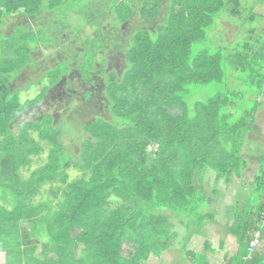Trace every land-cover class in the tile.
<instances>
[{"label": "trees", "instance_id": "1", "mask_svg": "<svg viewBox=\"0 0 264 264\" xmlns=\"http://www.w3.org/2000/svg\"><path fill=\"white\" fill-rule=\"evenodd\" d=\"M167 5L163 0H0L2 26L22 13L29 19H59L70 28L57 29L55 36L49 23L27 22L9 34L0 32V264H152V256L174 246L173 217L187 231L214 217L204 210L208 171L217 174V181L241 177L247 164L244 140L258 133L264 52L250 43L233 51L193 52L220 15L229 12L234 21L244 13L240 0H167ZM76 10L79 16L72 15ZM110 10L116 21H110ZM161 13L164 20L154 30L142 27L120 37V29H105L107 19L121 26L142 18L148 26ZM80 22L83 29L75 26ZM87 25L95 29L85 36ZM56 43L76 50L78 57L60 61L54 56L57 63L39 82L48 84L23 101L16 80L37 66V50ZM120 53L125 54L121 72L95 70L106 73L107 109L85 124L79 152L64 144L67 132H77L71 124L76 121L68 120L64 129L49 112L21 120L72 72L74 63L87 78L98 58L106 65L108 55ZM225 64L245 74L251 95L227 88L205 101L186 100L192 86L224 82ZM246 97L254 106L239 114ZM46 149L47 160L27 175ZM259 154L253 188L262 202L236 209L231 231L239 249L230 264H264V243L249 251L254 232L261 231L264 242V151ZM73 172L81 174L71 179ZM47 187L51 198L39 199Z\"/></svg>", "mask_w": 264, "mask_h": 264}, {"label": "rangeland", "instance_id": "2", "mask_svg": "<svg viewBox=\"0 0 264 264\" xmlns=\"http://www.w3.org/2000/svg\"><path fill=\"white\" fill-rule=\"evenodd\" d=\"M240 2L242 3L244 13L242 11V15L239 18L234 19V21L232 20V17L230 16L229 12H224L222 15H220L216 19L214 28H211V30L208 32L207 40L205 42H200L194 45L193 52L195 54L203 50L215 51L223 47L227 48L229 51H233V48L235 46L239 47L245 43H250L257 48V51L264 52V48L262 46L264 40V33H262V30L264 29V0H240ZM163 5L168 6L167 0H163ZM111 7L112 6L110 4L109 8ZM78 8L79 7H76L75 9ZM108 12L111 16L110 21H116L114 17L112 18V16L116 14L112 12V10ZM65 14L68 15V12ZM73 14L79 16L77 10L72 13V15ZM165 14L166 13H161L162 17L155 18V20L148 26H146V24H142V18H140L141 20H137V18H135L134 20L128 21L126 24H123L121 26H117V24H112L111 22H109V19H107L106 21L108 22V24L105 25V29L106 27H108V29H120V31L117 32V36L124 37L128 35L129 37L131 35V32H135L138 29H142V27H149L151 30H154L156 26L164 20ZM54 21L55 22H53L50 17H47V19L45 20L44 17L43 19L38 17L29 19L22 13H17L14 14L11 19H7V23L4 26H2V24L0 25V32L9 34L14 28V26L21 24L24 25L27 22L34 26L49 23L47 25V29H51V32L55 36H57L55 33L57 32V29H70L67 27L68 25L66 24V22H59V19H55ZM75 26H81V22L75 23ZM34 29L38 30L42 28L40 26V28L37 27ZM72 29H74V27ZM79 29L83 28L79 27ZM94 29V27L87 25L82 34L85 36L93 34ZM251 30L254 31L252 34H250ZM67 34L68 30H64V38L60 35V37H62L60 38L62 42L65 41ZM74 43L76 42L74 41ZM64 44L67 45L66 42ZM77 46H79L78 50H82L81 45ZM124 55V53L108 55L110 60L106 65H103L101 59L98 58L97 60L99 61L97 62V66H95V69L87 78L83 77V71L74 63L72 72L69 75L65 76V78H63L59 85L55 86L54 88H51L42 104L32 109L31 113H25L21 120L34 119L35 116L40 113L43 114L49 112L54 115L57 124L64 125V129H66L65 125L68 124V120L76 121L71 124L75 127H78L77 132H72L71 134L67 132L64 137V144L67 149H71L74 153L79 152L81 144L84 140V138H82L81 136V133L82 130H84L85 124L94 120L97 116L104 115L107 109V100L105 97V84H107L106 73L112 71L113 68L121 72L125 66ZM54 56L60 61H63L66 56L69 59L71 56L74 59L78 57L76 50L72 49V51H68L65 48H60L58 43L54 44L53 46H44L37 50L35 52V60L37 62V66L28 69L27 71L22 73V76H20V78L16 80V84H18L24 90V97H22L23 101L29 99L30 97L36 96V94H38L42 90V88H44L48 84L46 81H43L42 84H39V82L41 81V77H44L46 75L48 69L54 67V65L57 63V59L54 58ZM260 62L261 58L256 61L257 65H261ZM262 62L264 64L263 60ZM72 64L73 63L71 60V65ZM103 67H106V73L97 74L95 70ZM225 67L227 71V76L224 82H221L220 84L213 83L205 86H192L189 91L188 98L186 97V100L190 103L196 100L205 101L208 98L216 95L218 92H222L227 88L231 90L234 89L237 91H244V95H246L247 97L251 95L250 90L249 92L247 91V86L245 84V74H236V72H233L231 70L232 66H229L228 64H225ZM89 91H91V96L87 98L86 95ZM247 97L245 101L240 104V107L238 109L239 114L246 113V111L250 110L254 106V101L251 100L250 102H248ZM236 102L238 103L239 101ZM257 118L258 119L256 127L258 129V133H250L244 140L245 144L243 156L245 155L251 160H254L253 157H256V160H258L259 152L264 151V109H260ZM67 130L69 129L67 128ZM36 138L38 137L36 136ZM47 156L48 151L46 149V152L44 154H42L40 157L34 158L33 166L30 170L26 172V174H30L33 169L42 165L47 160ZM255 166L257 167L258 163H256ZM252 169L253 170H251L248 175V182L250 185H252V178L255 174L254 166L252 167ZM80 174V172H73L71 179L78 177ZM216 177L217 174L214 171H208L204 176V183L206 184V187H208L209 191L210 188H212L213 190H216L218 194L220 193V186L216 183ZM214 184L217 186H214ZM48 190L49 187L45 189L43 196L39 199L46 197L51 198V196L48 195ZM251 195L253 197V194ZM233 198L229 199V202L227 204V218L232 222H234V218L236 219L235 211L239 207L236 204L235 199ZM211 209L215 210V207L210 205L207 210ZM177 220V217H173V221L177 224L176 229L179 232L174 238L173 247L176 246V248L179 250L184 248L183 244L185 243L186 238L190 235L191 230L196 233H204L206 236L208 235V230L205 226L207 222H205L202 227H199L198 225L190 227L189 231H186V234L182 235L185 228L184 225H180ZM204 229H206L207 232ZM180 231L182 232L180 233ZM169 257L170 256L166 255L164 258L169 260ZM183 258L187 260L185 254H183ZM151 262L159 263V261L155 259H152Z\"/></svg>", "mask_w": 264, "mask_h": 264}, {"label": "crops", "instance_id": "3", "mask_svg": "<svg viewBox=\"0 0 264 264\" xmlns=\"http://www.w3.org/2000/svg\"><path fill=\"white\" fill-rule=\"evenodd\" d=\"M262 33H264V29L262 30ZM263 98L259 99V101L262 102V106L260 107V109H264ZM260 109L258 110V113ZM243 157L245 158L247 164L243 169V173L241 177H235L231 182H227L225 179H222L220 181H217L216 179V183L219 184L220 186V193L217 194V191L213 190L212 188H210L209 191L208 187H206L205 184V194L209 199V202L205 204L204 210L208 213H211L214 216L210 221H208L205 224L208 230L207 233L208 235L206 236L204 233H196L191 230L185 248L179 250L175 246L173 248L167 249L163 251V253L159 257L152 256L150 259V263L200 264L199 262H197V260H195L194 258L195 255H192L193 253H195L198 258H205L206 264H230L231 260L238 252L239 245L237 243V238L232 234L231 231L233 222L231 220H228L227 218L228 217L227 204L229 202V199L235 197L233 199H235L236 204L239 206L238 210L240 209L249 210L250 206L252 208L253 207L256 208L259 205V203L262 202V200L259 198V195L255 192L253 188V181L259 171V163L261 156L259 154L258 160H256V157H253L254 160L249 159L245 155ZM256 163H258L257 167L255 166ZM253 166L255 169L254 170L255 174L252 178L253 181L251 180L252 185H250L248 182L249 179L248 175L249 172L253 170L252 169ZM214 186L217 185L214 184ZM251 194H253V197ZM212 195L215 197H213ZM210 205L215 207V210L214 209L207 210L210 207ZM204 230L207 232L206 229ZM186 231L187 230L185 228L182 235H185ZM181 232L182 231H180V233ZM177 233H179L178 230ZM253 235L254 233L252 234V236ZM263 243H264L263 241L259 242L257 248L261 249L263 247ZM208 245H211V250L209 251L206 250V247ZM183 254H185L187 260L183 258ZM188 254H191L192 256L189 257ZM166 255L170 256L169 260L164 258ZM228 257L229 259L226 260ZM152 259L159 261V263L151 262Z\"/></svg>", "mask_w": 264, "mask_h": 264}, {"label": "built area", "instance_id": "4", "mask_svg": "<svg viewBox=\"0 0 264 264\" xmlns=\"http://www.w3.org/2000/svg\"><path fill=\"white\" fill-rule=\"evenodd\" d=\"M260 241H261V231L254 232L249 248L250 254L254 252Z\"/></svg>", "mask_w": 264, "mask_h": 264}]
</instances>
